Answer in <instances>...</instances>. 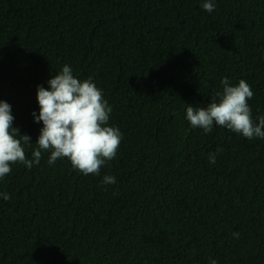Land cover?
Here are the masks:
<instances>
[{"label": "trees", "instance_id": "1", "mask_svg": "<svg viewBox=\"0 0 264 264\" xmlns=\"http://www.w3.org/2000/svg\"><path fill=\"white\" fill-rule=\"evenodd\" d=\"M204 2L0 0V100L31 137L27 158L37 87L64 65L103 91L122 133L98 176L49 165L48 152L12 165L0 264H264V139L186 119L223 78L245 80L253 120L264 115V0H213L211 13Z\"/></svg>", "mask_w": 264, "mask_h": 264}, {"label": "clouds", "instance_id": "2", "mask_svg": "<svg viewBox=\"0 0 264 264\" xmlns=\"http://www.w3.org/2000/svg\"><path fill=\"white\" fill-rule=\"evenodd\" d=\"M202 7L208 13L215 10L213 0H206ZM221 84L222 91L215 93L206 107L187 106L186 119L190 126L207 134L215 125L249 140L264 139V115L255 122L248 103L254 96L251 86L243 79L232 86L228 78H223ZM48 85L47 89L42 85L37 87L39 115L35 112L32 115L36 123H42V128L32 159L27 158L25 151L33 145L31 137L20 135L19 129L13 127L11 105L0 100V180L11 174L14 164L28 169L38 165L44 152L50 153L49 165L66 158L84 176L100 175L102 167L116 158L122 133L119 128L108 126L112 108L92 79L80 80L69 65H64ZM221 151L217 148L209 154L211 164H215ZM103 183L115 184L116 179L104 176ZM0 197L5 201L11 199L6 193H0ZM233 237L238 238L239 233H233ZM210 264L217 262L211 260Z\"/></svg>", "mask_w": 264, "mask_h": 264}]
</instances>
